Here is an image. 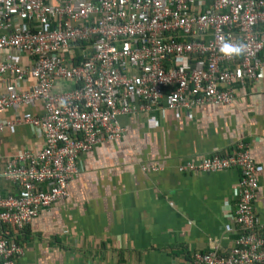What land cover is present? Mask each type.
<instances>
[{
	"label": "built area",
	"instance_id": "obj_1",
	"mask_svg": "<svg viewBox=\"0 0 264 264\" xmlns=\"http://www.w3.org/2000/svg\"><path fill=\"white\" fill-rule=\"evenodd\" d=\"M10 51L29 65L9 60ZM263 72L264 0H0V114L41 102V117L14 123L39 129L44 142L0 167V184L20 189L15 196L0 193V264H18L23 254L3 228L23 232L66 199L81 174L80 156L123 136L119 116L149 113L161 103L170 111L232 105L235 87L258 82ZM57 81L75 88L56 93ZM10 125L0 122V133ZM235 167L242 177L234 248L194 254L192 264H264L254 212L258 170L247 147L179 171Z\"/></svg>",
	"mask_w": 264,
	"mask_h": 264
},
{
	"label": "crops",
	"instance_id": "obj_2",
	"mask_svg": "<svg viewBox=\"0 0 264 264\" xmlns=\"http://www.w3.org/2000/svg\"><path fill=\"white\" fill-rule=\"evenodd\" d=\"M5 57L29 65L14 52ZM74 88L57 81L54 92ZM234 92L232 105L170 111L161 103L149 113L119 116L123 136L80 156L81 174L71 181L66 199L42 211L23 232H5L9 240L18 236L23 249L18 264H192L197 253H228L240 232L235 221L240 168L214 173L179 168L225 156L241 143L258 170L254 212L264 237V72L258 82ZM42 114L41 102L0 114L1 123L11 124L0 133V167L43 148L39 129L14 123ZM0 193L15 196L20 189L2 182Z\"/></svg>",
	"mask_w": 264,
	"mask_h": 264
},
{
	"label": "trees",
	"instance_id": "obj_3",
	"mask_svg": "<svg viewBox=\"0 0 264 264\" xmlns=\"http://www.w3.org/2000/svg\"><path fill=\"white\" fill-rule=\"evenodd\" d=\"M3 229H4L5 232H8V231H10V230H11V231H12V230L15 231L14 228H12V227H10V226H6V227H4ZM23 231H24V230H23ZM15 232H16V231H15ZM20 233H21V232H20ZM10 234H11V233H10ZM10 236H13V235L11 234ZM7 237H8V236H7ZM9 238H10V237H9ZM13 238H14V239H13ZM13 240L19 244L18 236H13V237H11V241H13Z\"/></svg>",
	"mask_w": 264,
	"mask_h": 264
},
{
	"label": "clouds",
	"instance_id": "obj_4",
	"mask_svg": "<svg viewBox=\"0 0 264 264\" xmlns=\"http://www.w3.org/2000/svg\"><path fill=\"white\" fill-rule=\"evenodd\" d=\"M224 50L225 51H230V52L235 53V54H239V52L242 51L241 48H228L227 46H226V48Z\"/></svg>",
	"mask_w": 264,
	"mask_h": 264
}]
</instances>
